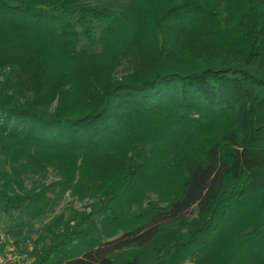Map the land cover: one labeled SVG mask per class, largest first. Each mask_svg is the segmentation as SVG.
Instances as JSON below:
<instances>
[{
	"label": "trees",
	"instance_id": "16d2710c",
	"mask_svg": "<svg viewBox=\"0 0 264 264\" xmlns=\"http://www.w3.org/2000/svg\"><path fill=\"white\" fill-rule=\"evenodd\" d=\"M0 72L7 233L66 195L124 231L31 264H264V0H0Z\"/></svg>",
	"mask_w": 264,
	"mask_h": 264
},
{
	"label": "rangeland",
	"instance_id": "374dc122",
	"mask_svg": "<svg viewBox=\"0 0 264 264\" xmlns=\"http://www.w3.org/2000/svg\"><path fill=\"white\" fill-rule=\"evenodd\" d=\"M121 5L119 1L117 2H109L108 4H103L101 7L108 6L110 8H117ZM2 79V74L0 72V80ZM153 199H156L155 196H152ZM96 200L89 199V198H80V197H71L66 195L65 198L60 202V204L55 208L53 213L42 217L40 220H36L32 222L30 227L24 231L22 235L21 243L17 242V237L8 234V228L10 222L0 215V235H6L7 240L17 248H20L26 255L28 256L31 251L34 249V243H40L41 237L44 235L43 232L51 224H55L58 226V222H62L63 224H70L73 222V219L81 214H83L86 209L87 211H91V215L89 216V220L93 221L97 226H99L102 237L104 239H108L109 237H119L123 234V230L118 229V225L114 224L112 220L105 218L104 216L97 214L95 209H97L98 205L94 206ZM132 204H122L116 210L128 213V212H135L137 211V205ZM88 220V221H89ZM55 226L53 228H55ZM52 228V229H53ZM19 243V244H18ZM185 264H192L189 261H186Z\"/></svg>",
	"mask_w": 264,
	"mask_h": 264
},
{
	"label": "built area",
	"instance_id": "2783aa9c",
	"mask_svg": "<svg viewBox=\"0 0 264 264\" xmlns=\"http://www.w3.org/2000/svg\"><path fill=\"white\" fill-rule=\"evenodd\" d=\"M30 256L12 245L6 235H0V264H31Z\"/></svg>",
	"mask_w": 264,
	"mask_h": 264
}]
</instances>
